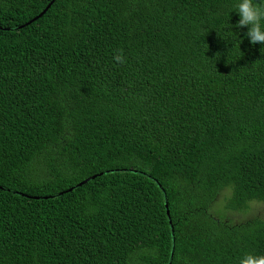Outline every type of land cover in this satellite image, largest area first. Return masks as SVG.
<instances>
[{"label": "trees", "instance_id": "16d2710c", "mask_svg": "<svg viewBox=\"0 0 264 264\" xmlns=\"http://www.w3.org/2000/svg\"><path fill=\"white\" fill-rule=\"evenodd\" d=\"M50 2L0 0V264L264 255V218L227 217L264 204V44L239 0H54L31 21Z\"/></svg>", "mask_w": 264, "mask_h": 264}, {"label": "clouds", "instance_id": "9594fccd", "mask_svg": "<svg viewBox=\"0 0 264 264\" xmlns=\"http://www.w3.org/2000/svg\"><path fill=\"white\" fill-rule=\"evenodd\" d=\"M235 11L239 14L236 26H247L248 31L245 35L249 38L250 43L264 44V3H261L260 0H239L235 5ZM113 58L118 63H124L123 50L118 49ZM239 264H264V255L246 253L239 260Z\"/></svg>", "mask_w": 264, "mask_h": 264}, {"label": "rangeland", "instance_id": "374dc122", "mask_svg": "<svg viewBox=\"0 0 264 264\" xmlns=\"http://www.w3.org/2000/svg\"><path fill=\"white\" fill-rule=\"evenodd\" d=\"M221 201H223V194H220L214 203L212 211L214 213L221 207ZM255 216H262L264 218V204L260 202H253L248 209L243 211H232L227 217H231L233 223L245 222Z\"/></svg>", "mask_w": 264, "mask_h": 264}, {"label": "water", "instance_id": "95a60500", "mask_svg": "<svg viewBox=\"0 0 264 264\" xmlns=\"http://www.w3.org/2000/svg\"><path fill=\"white\" fill-rule=\"evenodd\" d=\"M54 0H51V2L46 6V8L44 10H42V12L40 14H38L36 17H34L31 21L37 19L38 17H40L53 3ZM86 181V180H85Z\"/></svg>", "mask_w": 264, "mask_h": 264}]
</instances>
